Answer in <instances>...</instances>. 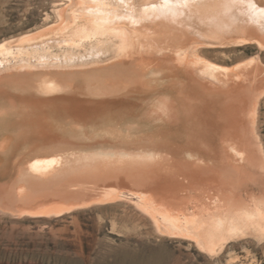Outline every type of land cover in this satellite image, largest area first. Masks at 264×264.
Returning <instances> with one entry per match:
<instances>
[{"label":"bare ground","instance_id":"bare-ground-1","mask_svg":"<svg viewBox=\"0 0 264 264\" xmlns=\"http://www.w3.org/2000/svg\"><path fill=\"white\" fill-rule=\"evenodd\" d=\"M53 7L54 22L0 41V167L18 168L0 210L126 200L210 255L264 239V0Z\"/></svg>","mask_w":264,"mask_h":264},{"label":"rangeland","instance_id":"rangeland-1","mask_svg":"<svg viewBox=\"0 0 264 264\" xmlns=\"http://www.w3.org/2000/svg\"><path fill=\"white\" fill-rule=\"evenodd\" d=\"M57 1L0 0V41L54 22ZM232 48L236 52L231 60L216 62L231 66L257 52L254 43ZM261 56L264 67V51ZM261 112L264 135V100ZM233 136L244 138L242 133ZM13 168L4 174L0 167L1 181L16 178L18 168ZM229 246L210 255L188 239L161 235L126 200L93 203L49 217L0 210V264H264V239L245 236Z\"/></svg>","mask_w":264,"mask_h":264}]
</instances>
